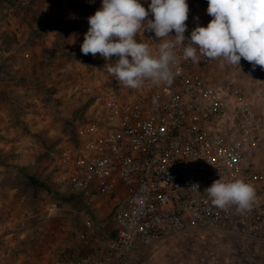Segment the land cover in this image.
Instances as JSON below:
<instances>
[{"label": "built area", "instance_id": "obj_1", "mask_svg": "<svg viewBox=\"0 0 264 264\" xmlns=\"http://www.w3.org/2000/svg\"><path fill=\"white\" fill-rule=\"evenodd\" d=\"M206 9L188 14L193 27L186 37L210 22ZM144 33L156 54L159 38ZM174 51L179 62L171 83L145 79L129 88L116 81L100 88L78 147L55 157L77 195L110 198L125 189L109 235L97 236V223L84 218L74 246L60 249L64 227L42 221L29 255L35 263L134 264L138 249L169 233L228 234L264 247V111L219 58L193 62L179 47ZM219 178L250 184L256 193L251 209L213 206L204 190Z\"/></svg>", "mask_w": 264, "mask_h": 264}, {"label": "rangeland", "instance_id": "obj_2", "mask_svg": "<svg viewBox=\"0 0 264 264\" xmlns=\"http://www.w3.org/2000/svg\"><path fill=\"white\" fill-rule=\"evenodd\" d=\"M187 3L191 16L208 6L207 0ZM100 4L101 0H0V244L15 237L8 238L9 231L41 237L42 221L45 226L61 224L73 244L78 221L84 218L99 224L100 237L111 231V214L121 194L93 199L77 195L55 165L61 151L78 147L100 88L117 81L99 54L80 51L87 18ZM185 23L193 27L192 18ZM137 39L150 47L143 31ZM224 64L255 108L264 111V70L253 69L243 59L240 66ZM22 169L38 184H31ZM2 221H10L7 231ZM37 240L31 236L26 244ZM17 250L13 249L16 258ZM262 260L261 250L258 254L228 234L169 233L134 253V264H261Z\"/></svg>", "mask_w": 264, "mask_h": 264}, {"label": "clouds", "instance_id": "obj_3", "mask_svg": "<svg viewBox=\"0 0 264 264\" xmlns=\"http://www.w3.org/2000/svg\"><path fill=\"white\" fill-rule=\"evenodd\" d=\"M207 5L212 19L186 37L187 0H101L87 18L80 51L93 57L99 54L107 72L129 88H139L145 79L171 83L172 68L179 62L177 47L193 62L204 56L240 66L243 59L253 69L264 70V0H207ZM149 15L152 18L146 19ZM141 30L159 38L156 54L137 39ZM169 36L173 39H164ZM204 193L221 209L235 205L237 211L250 210L256 200L255 189L239 179H216Z\"/></svg>", "mask_w": 264, "mask_h": 264}, {"label": "crops", "instance_id": "obj_4", "mask_svg": "<svg viewBox=\"0 0 264 264\" xmlns=\"http://www.w3.org/2000/svg\"><path fill=\"white\" fill-rule=\"evenodd\" d=\"M119 194H121L120 199L116 200V202L120 203L124 200V195L126 194L125 189L123 187H118V191ZM78 231L82 228L80 222L78 221ZM97 225H99L97 223ZM1 226L3 229H5L6 231L8 230L7 226H10V221H2ZM69 230V229H68ZM77 231V232H78ZM76 232V233H77ZM75 233V235H76ZM15 236V237H10V236ZM25 238L21 239L20 237L23 236ZM8 238L10 237V239H8V241H6L5 239L3 240V242L0 244V264H37L35 263L34 259L32 256L30 255V250L35 246V243L37 242H33L32 245L26 244L27 239L31 238V236L35 239V240H39V237H37V235L34 234H28L27 232L25 233V231H21L20 233H16L14 234L13 232H8L7 234ZM66 232L63 234V236L56 242V245L61 249V248H66V247H73V241H71L68 237H66ZM97 236H99L97 234ZM37 238V239H36ZM3 239V238H2ZM37 240V241H38ZM69 240V243H66ZM74 240H75V236H74ZM65 241V243H64ZM247 244H249L250 246H252V250H254L255 252H257L259 254L260 250L262 252V256H263V252H264V247L261 246L259 248L256 249L255 245L253 243L250 242H246ZM73 244V245H72ZM14 246V247H13ZM13 249H18L17 251V258L14 254L15 251H13ZM261 256V255H260ZM10 257V258H9ZM263 258V257H262ZM261 264H264V260H262Z\"/></svg>", "mask_w": 264, "mask_h": 264}, {"label": "trees", "instance_id": "obj_5", "mask_svg": "<svg viewBox=\"0 0 264 264\" xmlns=\"http://www.w3.org/2000/svg\"><path fill=\"white\" fill-rule=\"evenodd\" d=\"M23 174H25V176L28 178L29 182L33 185L38 184V181L36 180V178L31 175L28 171H26L25 169H22Z\"/></svg>", "mask_w": 264, "mask_h": 264}]
</instances>
